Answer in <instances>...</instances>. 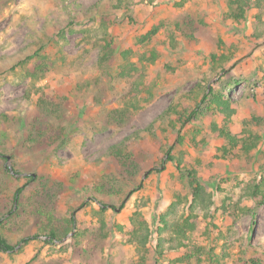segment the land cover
Instances as JSON below:
<instances>
[{
	"label": "rangeland",
	"instance_id": "rangeland-1",
	"mask_svg": "<svg viewBox=\"0 0 264 264\" xmlns=\"http://www.w3.org/2000/svg\"><path fill=\"white\" fill-rule=\"evenodd\" d=\"M138 1L122 0L118 6V0H0V220L7 217L14 191L26 183L24 177L29 174L37 180L25 186L24 193L48 188L57 211L74 210L76 220L73 231L59 243L45 244V238L39 236L20 243L10 254L0 252V264H136L134 246L120 238L113 227L126 228L135 205H143L142 215L156 225L172 196H187L188 192L186 180L173 163L166 162L161 172L154 169L160 162L153 152L160 147L165 152L176 138L160 119L166 107L196 83L208 80V86L222 91L235 109L229 125L232 134L241 135L244 121L262 115L264 40H250L255 10L245 22L233 24L223 18V0H154L153 4L143 0L136 4ZM96 12L101 13L100 19ZM186 14L196 20V44L178 40L171 50L162 30L147 45L135 43L136 37L160 21L170 25ZM105 35L118 50L140 54L155 49L160 53L154 64L145 66L141 77L145 86L139 87L136 110L122 125L109 123L106 116L134 93H129L126 80H112L98 66V45L104 43ZM218 41L230 44L236 58H242L223 78L209 71V54L217 49ZM39 43H44L41 55L48 66L43 78L33 79L29 73L35 59L23 68L17 63L32 54ZM211 122L221 124L219 115L210 113L187 125L180 132L182 143L171 152L182 161V167L196 170L201 183L213 193V206L206 217L198 214L189 242L205 247L217 258L227 254L222 260L225 264H249L250 258L264 264V205L251 215L245 213L251 203L240 201L244 185L264 172V125L248 126L262 137L257 150L248 156L240 153L239 161L231 162L216 152L223 143L212 136ZM29 123L36 130L40 124L62 127L64 133L51 148L23 147ZM133 133L131 146L142 170L135 184L141 189L124 200L121 210L119 198H106L115 210L109 208L104 213V231H110L106 234L110 236L103 239L98 207L83 189L125 185L114 172L108 149ZM192 140L204 144L194 147ZM1 156L8 160L2 162ZM176 212V217H186L187 204H180ZM75 234L79 236L73 238ZM247 236L251 237L249 244ZM210 256L202 258L203 264ZM176 258L177 254L170 253L149 264H169ZM188 264L197 263L191 260Z\"/></svg>",
	"mask_w": 264,
	"mask_h": 264
},
{
	"label": "trees",
	"instance_id": "trees-1",
	"mask_svg": "<svg viewBox=\"0 0 264 264\" xmlns=\"http://www.w3.org/2000/svg\"><path fill=\"white\" fill-rule=\"evenodd\" d=\"M148 4H153L154 0H145ZM139 0L136 4L142 3ZM122 0H118V6ZM225 12L223 13L224 20L230 21L233 24H241L246 21L250 11L255 10L253 15L255 28L250 37L251 41L259 42L264 40V28L262 27V18H264V0H223ZM98 19L102 16L96 12ZM73 18V17H70ZM195 22L189 14L185 15L181 20L174 21L170 25L160 21L157 25L144 35L136 37V44L141 46L147 45L152 41V38L162 30L164 36L168 38V48L175 49L179 43L178 40H183L189 45L196 44ZM107 35H105L106 38ZM63 40V35L60 34ZM264 45V41L262 43ZM99 46L98 66L106 77L112 80H126L130 86L129 93L133 96L123 102L122 107L113 108L108 111L106 116L109 123L117 125L124 124L136 110L138 104L137 94L140 92L139 87L145 86L141 77L146 65H152L160 57V53L155 49L140 54H135L131 49L118 50L111 38L104 39V43ZM44 43H39L32 54L27 55L19 61L22 68L29 64L33 59L31 72L29 76L33 79H41L48 66L44 55ZM135 57L136 61L131 62L130 57ZM242 58H236L234 47L230 44L218 41L217 49L209 54V71L212 75H221V78L229 74V70L235 66ZM116 66L113 70L112 67ZM170 71V67H166ZM205 81V79H204ZM202 81V82H204ZM208 80L205 84L196 83L194 87L187 93L182 94L177 100L171 102L166 109L161 113L160 119L165 127L175 134L176 138L173 145L167 147L165 152H162L161 147L153 152V155L160 163L154 168L157 172H161L166 162L174 164L175 169L181 173L183 179L187 183V196L174 194L170 205L164 213H160L157 217V224H150L141 213V206L135 205L131 216L128 218V226L126 228L115 225L116 230L126 243L133 245L137 256L136 264H149L150 260L158 263L166 254H177V258L170 261L169 264L179 263L188 264L191 260H195L197 264H203L202 259L206 255H211L207 259V264H225L222 262L228 255L222 254L221 258H217L212 251H209L203 246L192 245L189 242L190 234L195 230L196 219L199 213H207L213 206V193L208 187L201 183L197 177L196 170L192 168L182 167V161L171 155L174 147L179 146L183 138L180 136L181 130L187 125L194 124L199 121V118H205L208 114L214 113L219 115L221 124L214 122L209 123L208 127L212 136L222 141V145L216 148V152L220 153L222 159L228 161H239L240 153L248 156L252 151L257 150L262 141L261 135L253 132L248 127L255 125L256 127L264 125V104L261 116L252 117L250 121H244L241 135L232 134L229 125L231 117L235 114V109L231 105L230 99L222 92L216 91L212 86H208ZM147 88V87H145ZM151 93L148 92L149 99ZM62 127H53L48 124H40L36 130L29 123L27 124L26 133L23 135L22 146H42L45 149L56 145L57 141L63 135ZM134 133L130 137H126L108 149V156L113 163L114 172L124 182L123 187L114 189L113 185L105 188L103 185H92L84 187L83 191L87 193L89 199L96 203L100 221V235L103 239H108L110 233H106L107 226L104 213L109 209L115 210L114 207L106 203V198L113 195L119 198L120 204L118 208L121 210L124 206V200L130 198L139 189L140 185L135 184V179L141 174L142 170L135 162V153L131 146L132 139L135 140ZM62 144V142H61ZM204 143H195L191 141L192 146H202ZM2 162L7 160V156H1ZM150 172V171H149ZM26 183L18 187L12 195V206L7 211V217H2L0 220V252L10 254L20 244L43 236L45 244L59 243L63 238L70 234L75 226L76 220L72 213L74 210L65 211L60 214L57 211L56 205L52 196H49L48 188L43 191H35L33 193H24L23 189L27 185H32L37 180V177L29 174L24 177ZM45 178L44 180H47ZM134 183V185H132ZM45 185V184H44ZM53 186V185H52ZM46 187V186H45ZM44 188V187H43ZM249 201L250 207L245 210L246 214L254 215L255 210L264 205V172L260 171L258 177L250 179L243 187L240 201ZM84 204V203H83ZM180 204H187L188 215L186 217H176V211ZM15 205V209L14 206ZM244 213V214H245ZM155 220V217H153ZM20 224H25L21 227ZM10 226L15 227L14 231ZM111 229V228H110ZM17 235H10V234ZM23 233V235H19ZM19 236L17 241L12 240ZM79 235H73V238ZM251 237L247 236L246 241L249 244ZM154 242V243H153ZM156 257V258H155ZM249 264H263L260 259L250 258Z\"/></svg>",
	"mask_w": 264,
	"mask_h": 264
},
{
	"label": "water",
	"instance_id": "water-1",
	"mask_svg": "<svg viewBox=\"0 0 264 264\" xmlns=\"http://www.w3.org/2000/svg\"><path fill=\"white\" fill-rule=\"evenodd\" d=\"M7 160H8V158H7Z\"/></svg>",
	"mask_w": 264,
	"mask_h": 264
}]
</instances>
